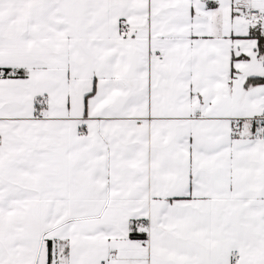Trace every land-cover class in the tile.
<instances>
[{
    "label": "snow or ice",
    "instance_id": "1",
    "mask_svg": "<svg viewBox=\"0 0 264 264\" xmlns=\"http://www.w3.org/2000/svg\"><path fill=\"white\" fill-rule=\"evenodd\" d=\"M0 264H264V0H0Z\"/></svg>",
    "mask_w": 264,
    "mask_h": 264
}]
</instances>
